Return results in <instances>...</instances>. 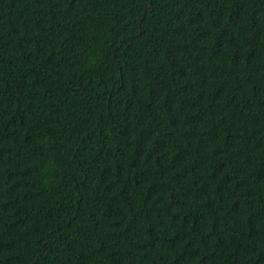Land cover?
I'll return each instance as SVG.
<instances>
[{
	"label": "trees",
	"instance_id": "16d2710c",
	"mask_svg": "<svg viewBox=\"0 0 264 264\" xmlns=\"http://www.w3.org/2000/svg\"><path fill=\"white\" fill-rule=\"evenodd\" d=\"M0 264H264V0H0Z\"/></svg>",
	"mask_w": 264,
	"mask_h": 264
}]
</instances>
